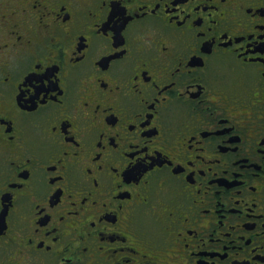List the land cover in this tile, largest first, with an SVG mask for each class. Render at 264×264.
<instances>
[{
	"label": "flooded vegetation",
	"instance_id": "1",
	"mask_svg": "<svg viewBox=\"0 0 264 264\" xmlns=\"http://www.w3.org/2000/svg\"><path fill=\"white\" fill-rule=\"evenodd\" d=\"M0 264H264V0H0Z\"/></svg>",
	"mask_w": 264,
	"mask_h": 264
}]
</instances>
